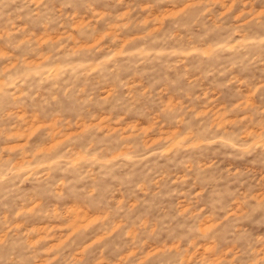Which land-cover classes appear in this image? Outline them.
<instances>
[{
    "label": "rangeland",
    "instance_id": "obj_1",
    "mask_svg": "<svg viewBox=\"0 0 264 264\" xmlns=\"http://www.w3.org/2000/svg\"><path fill=\"white\" fill-rule=\"evenodd\" d=\"M0 264H264V0H0Z\"/></svg>",
    "mask_w": 264,
    "mask_h": 264
}]
</instances>
